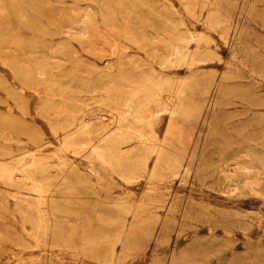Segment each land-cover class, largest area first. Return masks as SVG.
Masks as SVG:
<instances>
[{
  "label": "rangeland",
  "instance_id": "obj_1",
  "mask_svg": "<svg viewBox=\"0 0 264 264\" xmlns=\"http://www.w3.org/2000/svg\"><path fill=\"white\" fill-rule=\"evenodd\" d=\"M86 11L117 53L60 32ZM33 57L60 83L46 108ZM117 65L132 95L107 87ZM124 102L151 131L115 139L130 154L118 168L40 114L96 140ZM0 264H264V0H0Z\"/></svg>",
  "mask_w": 264,
  "mask_h": 264
},
{
  "label": "bare ground",
  "instance_id": "obj_2",
  "mask_svg": "<svg viewBox=\"0 0 264 264\" xmlns=\"http://www.w3.org/2000/svg\"><path fill=\"white\" fill-rule=\"evenodd\" d=\"M80 20L81 25L77 28H74L69 24L61 22L59 26L60 32L67 37L75 38L80 43L82 49L85 52L94 55L98 59H102L106 56L117 53V48H119L120 45L114 40L109 41L102 37V34L98 32V28L96 25V17L94 14H90L89 11L83 12V16ZM128 37L132 38L133 36L130 35ZM105 45L107 47H104ZM178 53V50L175 49L172 53H170L168 60L172 62L174 56H177ZM39 61L42 65L47 64V62L43 58L35 60V57H33V61L31 64L32 69L27 70L28 73H26L28 75L26 76L28 77L27 79L29 85H37L38 89L36 90V92L39 95L40 100H44L43 105L45 104L46 107H49L47 104V100L49 99L45 97V94H49L48 91L52 90L54 94L58 95L60 83L58 84L51 82L53 81V78H51V74H53L52 71H47L43 67L41 69L36 68L35 64ZM31 70H33L34 72L32 73ZM122 80L123 79L121 78L120 65H117L112 77L108 80L109 84L106 85L112 92H124L128 95H132L135 90V86L132 84L134 81L131 79H127L128 83L125 84ZM50 88L51 90H49ZM144 91H151V97L153 100L161 99V95H159L153 90L148 89L147 87H144ZM50 108H52L53 113H47L45 115L40 112L39 113L44 116V118L46 117L47 121L50 122V125L53 128L54 126H59L62 129L63 134H65L63 138V145L70 142L69 139L71 137L72 142L75 143L74 149L78 151L79 155L93 156L96 159L108 162L113 166H116L117 168L120 166H124V161L125 159L130 157V154L124 149L125 147H122L125 145L126 141L119 142L115 139L133 138L137 139L141 144H143L146 143V140L149 138V132L151 131V129L147 128L145 125L146 122L143 119L144 116L139 113V111L135 110L129 102H124L120 105L117 104L114 106V108L112 109L113 112L111 113V121L106 123L107 125H111V127L109 126V128L104 129L101 136L98 137L96 140H94L90 136L86 138L84 137V133H89V126L85 121H78L77 119L67 116L63 121L58 122L56 121L55 117L60 114L59 111L56 110L54 106ZM48 117H52L54 119ZM130 151L132 152V150ZM151 151H153L157 155V157L160 158V161L166 160V151L163 147H161L159 143L153 145L151 147ZM2 180L6 183V188L11 186L13 187V189H21L20 194H18V196L15 195L16 199H20L21 201L26 200L23 199V196L28 194L27 189L25 187L26 184H20L19 178L16 175L11 173V171H5L2 175ZM254 183L256 182L253 180L245 181V184L248 187H251Z\"/></svg>",
  "mask_w": 264,
  "mask_h": 264
}]
</instances>
